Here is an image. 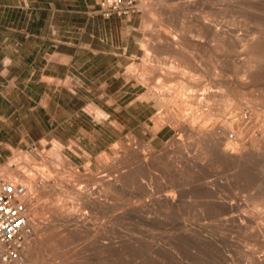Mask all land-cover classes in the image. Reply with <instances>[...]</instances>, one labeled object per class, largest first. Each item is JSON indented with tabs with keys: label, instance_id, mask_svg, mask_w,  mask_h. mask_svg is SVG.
Wrapping results in <instances>:
<instances>
[{
	"label": "rangeland",
	"instance_id": "obj_1",
	"mask_svg": "<svg viewBox=\"0 0 264 264\" xmlns=\"http://www.w3.org/2000/svg\"><path fill=\"white\" fill-rule=\"evenodd\" d=\"M254 1L264 3V0ZM97 3L98 0H0V173L12 181L13 178L5 175V171L8 168L17 171L20 163V176L24 177L23 175L26 173H31L35 178L33 180H36L35 185L38 191L36 194L44 193L40 196L34 194L32 203L27 205L30 234L26 239L32 240L25 239L24 249L26 250L23 249V255L31 261L28 263L23 257V261L16 264H101L102 262L104 264L106 261L108 264H153L155 261L157 264H161L162 262L153 258H158L159 254L163 253L167 256L163 254L162 256H165L163 259L160 256L163 262H166L164 264H254L253 262L256 261L257 264H264V240L256 234V226L264 223V207L262 206L264 204V158H262L264 151L261 149V146L264 149V126H261L264 119L262 117L264 116V100L262 99L264 98V84L259 81L248 90L239 86L240 92L235 89V85L238 88L240 81H246V77L243 75L246 74L247 69V51L241 45L235 46L232 43L223 45L224 43L209 34L205 27L217 16V9L220 11L217 22L221 21L225 26L231 24L229 26L239 28L237 31L242 38L248 34L249 30V34L254 35L253 37L257 39L262 30L264 31V7H254L255 16L247 19L244 0H239V3L237 1L235 8L232 7L233 11L231 6H228L230 4L228 0H140L141 11L139 13L105 18L100 14L93 13ZM161 3L163 4L161 5ZM225 11L226 14H224ZM229 15L230 19L227 18ZM234 16L236 17L234 18ZM257 17L261 19L263 25ZM195 27L198 30L201 28L202 31L196 30ZM163 30H166V33ZM153 34L154 36H152ZM157 35H160L161 38L155 39ZM150 37L154 44L151 42L152 39L149 40ZM160 40L166 44L161 46ZM170 42H174V44L170 45ZM218 42H221L220 46ZM174 45L180 48L175 47L176 49L173 48V51ZM156 46L160 49L159 51H156ZM165 46L168 50L162 51ZM221 46H224L225 50L221 49ZM217 47L221 50H217ZM181 51L184 53L182 54ZM259 54L255 52L252 57L254 61H249L254 64V69L261 73L264 68V61L261 60H264V56L262 58V55ZM209 59L211 61L208 63ZM177 65L181 67L177 68L178 70L175 68L178 67ZM185 65L188 66V69L184 68ZM182 68L183 72H181ZM128 71L130 74L135 73L134 76L131 75L133 77L129 78L126 75ZM146 72L149 78H145ZM238 72L241 74L238 75ZM172 74L183 80L178 78L175 81L177 78ZM232 74L235 76L233 77ZM236 75L237 78L239 76L240 81ZM159 76L163 79H158ZM169 76L171 79L167 78ZM228 76L232 79L227 80ZM142 78L145 79V82ZM154 78L159 80L156 81L157 84L153 83ZM174 78L175 80L172 81ZM196 79H198L197 84H195ZM193 80L194 83H192ZM139 81L144 84L142 85ZM146 81L150 83H146ZM228 82L230 85H227ZM53 83L59 89L64 88V90L62 94L49 98L45 92L47 86ZM145 83L148 84V88ZM158 84L162 90H159ZM203 84L205 87L207 86V89L202 86ZM184 86H187L184 88L186 91L183 90ZM228 86H232L231 89H235L237 92L234 94L235 91L233 92L231 89L229 91ZM253 88L258 91L255 92L252 90ZM175 89L180 92L184 91L183 93L178 92L182 97L176 93ZM251 90L256 93L254 94L259 99H255L253 93L250 94ZM154 91L156 96L151 93ZM166 91L169 97L166 95ZM231 91L232 93H230ZM168 92H173V95ZM259 92H262L261 95ZM186 94L187 96L190 94L191 97H186ZM157 96L159 99L156 98ZM176 98L179 101H174ZM167 100L170 101L167 103ZM172 100L178 105H175L176 103L174 104ZM180 100L182 101L180 102ZM194 100L196 104H199L195 105L194 103V106L192 104ZM254 100L263 102V105ZM183 101L188 102V105L186 103V106ZM204 101H207L210 106H207L206 102L203 103ZM211 101L216 102V105ZM246 101L247 104H245ZM172 104L177 107L174 108ZM182 107H185V110H182L183 113L181 112ZM200 108L202 109L200 110ZM179 109L180 112H177ZM97 110L102 111V117L98 115ZM206 110L210 111L208 112V114L210 113L209 117ZM184 111H188L185 112L187 115ZM224 112L228 116H218V113L221 115ZM248 112L252 113V116ZM170 113H175V115L179 113L177 114L179 117L188 118L189 120H187L191 124L196 123V118L198 122L196 124H203V122L216 124L218 121L219 123L216 125L219 127L223 126L222 122L223 124L225 122L226 124L244 122L243 127H247L257 121L255 123L261 127L250 130L247 135L249 139L247 136L245 139V147L248 159L261 151L263 152L260 154L261 157L259 154L257 155L262 158L263 167L253 166L251 170L243 171L236 165L218 159V154L208 150V146L197 140V135L175 130L170 125L161 126L158 121L161 120L163 123L166 115ZM195 113L198 114H196L197 117ZM257 113L258 116L261 115L262 120L260 116H257ZM189 114L190 117H186ZM241 115H244V118ZM255 115L256 117H254ZM216 116L218 119L219 117L223 118L219 119L221 122ZM249 117H252V122ZM208 118H211L210 122ZM160 127L163 128L160 129ZM223 127L219 130L221 131ZM152 129L156 132H152ZM252 132L253 134L250 135ZM195 139L200 142L199 145ZM253 139H255L254 142ZM252 142L258 143V146L254 144L252 147ZM188 143L191 145L190 147L187 145ZM259 144H261L260 147ZM201 145L204 147L202 148ZM128 146L130 147L127 149ZM117 147L119 148L116 149ZM195 148L198 149L195 150L196 152L201 151L198 153L199 155L195 153ZM254 148L256 151H253ZM201 149L207 150L206 153V150L203 151L206 155L202 153ZM171 150L172 153H168ZM249 152L253 153L249 154ZM167 153H171L170 156ZM208 154L209 156H207ZM205 156L208 157V160ZM104 157L108 158V161ZM202 158L204 159L201 160ZM124 163L127 164L123 166ZM211 164H214V168ZM216 169L218 173L215 171ZM47 180L49 181L47 182ZM58 184L60 185L57 186ZM208 188L218 191L220 199L217 201L222 202V206L212 208L205 205L204 200H207L205 196L208 195L206 194ZM52 193L53 196H51ZM195 193L197 196H194ZM42 198L43 200H40ZM250 198H252L251 201ZM190 199H192L191 202H189ZM52 201L59 202L56 204ZM199 201L202 203L199 204ZM39 204L40 207H37ZM65 204H68L67 207ZM31 205H36L35 209L46 205L47 209L43 206L37 214ZM59 207H63L65 210H61L62 208ZM73 207L76 208V211L73 210ZM126 207L127 209H125ZM43 208L44 210H42ZM246 208L251 210L248 211ZM59 209L63 212H59ZM216 209L221 212H216ZM48 210L50 214L47 212ZM244 211L247 214L243 215ZM41 212L45 214L43 213L42 216ZM237 212L239 215H246L245 217L251 219L255 226L252 222L248 224L245 219L237 221L234 216L237 215ZM68 215L73 216L67 218ZM38 217L41 220H38ZM223 218L224 220H222ZM36 219L38 223H33ZM70 226L71 231L68 229ZM59 228L60 230H58ZM247 231L251 237L248 236ZM251 231L252 233H250ZM59 232L61 233L59 234ZM253 233L257 239L252 235ZM139 239H144V241H139ZM255 245L259 249L258 251L254 250ZM48 246L52 250L49 251ZM261 248V253H259ZM236 249L240 251L243 249V251L237 252ZM52 251L53 255H51ZM62 251L65 255L61 254ZM56 253H60L62 257L59 256L60 254L56 257ZM252 254L254 256L250 257ZM31 255L38 256L39 259L34 260ZM242 256L252 262H248L247 258L241 259ZM257 256L259 259H255ZM134 257L137 259L136 262ZM143 258L146 261L144 259L143 262H138V259L142 261ZM98 260L99 262H97Z\"/></svg>",
	"mask_w": 264,
	"mask_h": 264
},
{
	"label": "bare ground",
	"instance_id": "obj_2",
	"mask_svg": "<svg viewBox=\"0 0 264 264\" xmlns=\"http://www.w3.org/2000/svg\"><path fill=\"white\" fill-rule=\"evenodd\" d=\"M172 1V0H171ZM176 1V0H175ZM229 1V5L228 6H231V8L233 7V8H235L234 6H235V3L238 1V3H239V0H228ZM161 2H163V1H161ZM171 3V2H170ZM159 4H160V2H159ZM163 3H161V5H162ZM237 4V3H236ZM244 4H245V8L246 9H244L245 10V14H246V16L248 17L247 19H251V18H253V16H255V14L256 13H254L255 11L253 10V8L254 7H259V6H261V7H264V3H262V2H257V1H254V0H244ZM177 5V4H176ZM223 6V5H222ZM149 7V6H148ZM220 7H221V5H220ZM242 7V6H241ZM240 7V8H241ZM257 7V8H258ZM232 8V11L234 10ZM173 9V8H172ZM227 9V8H226ZM237 9V8H236ZM239 9V8H238ZM243 9V8H242ZM256 9V8H255ZM221 10H223V9H221ZM228 10V9H227ZM257 10V9H256ZM151 12L152 11H154V10H150ZM237 11V10H236ZM149 12V11H148ZM150 12V13H151ZM220 11H218L217 9H216V17L212 20V21H210V22H208L207 24H206V30H207V32L209 33V34H211L212 36H214V37H216V38H219L224 44L223 45H226V44H229V43H232V44H234L235 46H239V45H241V46H243L244 47V49L247 51V55H248V62H246L247 63V66H246V74L245 75H243L244 77H246V81L245 82H243V81H240L238 78H239V76H238V78H237V75H236V78L241 82H237L239 85H238V88H237V86L235 85V89H239V86H242L241 88H243V87H245V89H251L252 88V86H254V84L255 83H259V81H262L263 82V84H264V68H262V70H263V72H257L255 69H254V64H251L250 63V61L249 60H253L252 59V57H253V54L255 53V52H258V54L259 55H262L261 57L263 58V56H264V31L262 30V32H261V30H260V32H261V35H260V37H257V39L255 38V37H253L251 34H249V30H248V34L246 35V36H244L243 38L240 36V34H238L239 32V28L238 29H236V28H233L232 26H229V25H231V24H229L228 26H225L223 23H221V21L220 22H217V19H218V13H219ZM244 12V11H243ZM243 12H242V14H243ZM154 13V12H153ZM159 13L161 14V12L159 11ZM212 13V12H211ZM227 12L225 11V13L224 14H226ZM148 14V13H147ZM155 14H156V12H155ZM155 14H154V16H155ZM207 14H208V12H207ZM221 14H223V13H221ZM245 14H243V15H245ZM264 14V13H263ZM150 15V14H149ZM153 15V14H152ZM209 15V14H208ZM239 15V14H238ZM241 15V14H240ZM258 15V14H257ZM256 15V16H257ZM212 16H214V15H212ZM264 16V15H263ZM150 17V16H149ZM236 16H234V18H235ZM239 17V16H238ZM259 17V16H258ZM257 17V18H258ZM148 18V17H147ZM152 18V17H151ZM227 18H229L230 19V15H229V17H227ZM262 18V17H261ZM154 19V18H153ZM153 19H152V21H153ZM158 18H156V20H157ZM226 19V18H225ZM232 19V18H231ZM237 19V18H236ZM239 19V18H238ZM254 19H255V17H254ZM259 19V18H258ZM257 19V21L259 22V20L261 21V19H259L258 20ZM164 20V19H163ZM174 20V19H173ZM173 20H172V22H173ZM200 20V19H199ZM241 20V19H240ZM240 20H238V21H240ZM264 20V19H263ZM148 21V20H147ZM147 21H146V23H147ZM158 21V20H157ZM245 21V20H244ZM154 22V21H153ZM159 22V21H158ZM172 22H171V24H172ZM203 22V21H202ZM201 23V22H200ZM199 23V24H200ZM239 23V22H238ZM247 23V22H246ZM255 23V22H254ZM257 23V22H256ZM255 23V24H256ZM261 24H262V21L260 22ZM264 23V22H263ZM150 24V23H149ZM163 24V23H162ZM161 24V25H162ZM167 24H168V22H167ZM170 24V25H171ZM254 24V25H255ZM161 25H160V27H161ZM165 25V24H164ZM173 25V24H172ZM171 25V26H172ZM234 25V24H233ZM249 25V24H248ZM263 25V24H262ZM159 26V25H158ZM163 26V25H162ZM174 26V25H173ZM199 26V25H198ZM197 26V27H198ZM264 26V25H263ZM160 27H159V30H160ZM166 27H169V26H166ZM178 27V26H177ZM197 27H195V29L196 30H198L197 29ZM204 27V28H205ZM232 27V28H231ZM157 28V27H156ZM162 28V27H161ZM170 28V27H169ZM192 28V27H191ZM254 28V27H253ZM163 29V28H162ZM259 29V28H258ZM158 30V31H159ZM171 30V29H170ZM170 30H168V31H170ZM199 30H201V28L199 29ZM198 30V31H199ZM238 30V31H237ZM148 31V30H147ZM162 31V30H161ZM164 31V30H163ZM192 31V30H191ZM190 31V32H191ZM197 31V32H198ZM202 31V30H201ZM200 31V32H201ZM153 32V31H152ZM165 33H166V30L164 31ZM187 32H188V30H187ZM186 32V33H187ZM200 32H198V33H200ZM154 33V32H153ZM157 33H159V32H157ZM164 33V34H165ZM174 33V32H173ZM177 33V32H176ZM185 33V34H186ZM161 34V33H160ZM169 34H171V33H169ZM191 34V33H190ZM166 35V34H165ZM167 35H168V33H167ZM174 35H175V33H174ZM177 35H178V33L176 34V38H177ZM201 35H203V34H201ZM257 35V34H256ZM151 36V35H150ZM152 36H154V34L152 35ZM168 36H170V35H168ZM191 36H192V34H191ZM194 36V35H193ZM243 36V35H242ZM157 38H161L160 37V35H157V37L155 36V39H157ZM170 38H171V36H170ZM172 38H174L173 36H172ZM152 38L150 37V39L149 40H151ZM175 39V38H174ZM174 39H173V41H174ZM178 39V38H177ZM195 39V38H194ZM202 39V38H201ZM165 40H168L167 38H165ZM153 41V39L151 40V42ZM169 41H170V39H169ZM169 41H167V42H169ZM195 41V40H194ZM198 41V40H197ZM157 42H159V41H157ZM160 42H162L161 43V46H162V44H166V43H163V41H161L160 40ZM196 42V41H195ZM212 42V41H211ZM228 42V43H227ZM153 43V42H152ZM171 43L172 42H170V45H171ZM176 43H177V40H176ZM219 43V42H218ZM221 43V42H220ZM220 43H219V46H220ZM154 44V43H153ZM160 44V43H159ZM172 44H174V42L172 43ZM179 44V43H178ZM177 44V45H178ZM198 44V43H197ZM213 44V43H212ZM156 45V44H155ZM196 45V44H195ZM158 46V45H157ZM156 46V47H157ZM160 46V47H161ZM166 46H168V45H166ZM166 46H165V48H164V50H162V51H166V50H168V49H166ZM171 47V46H170ZM176 47V45H174V47H172V50H173V48H175ZM211 47V46H210ZM158 48V47H157ZM156 48V51L158 50H160L159 48L157 49ZM169 48V47H168ZM176 48H180V47H176ZM175 48V49H176ZM185 48V47H184ZM192 48V47H191ZM212 48V47H211ZM221 49H223V50H225V48H224V46H221L220 47ZM242 48V47H241ZM148 49V48H147ZM166 49V50H165ZM171 49V48H170ZM169 49V50H170ZM198 49V48H197ZM221 49H218V47H217V50H221ZM153 50H155V49H153ZM172 50H170L171 51V53L174 55V53L172 52ZM178 50V49H177ZM180 50V49H179ZM239 50V49H238ZM237 50V51H238ZM174 51V50H173ZM191 51H193V50H191ZM236 51V52H237ZM243 51V50H242ZM182 52V51H181ZM232 52V51H231ZM241 52V51H240ZM245 52V51H244ZM165 53V52H164ZM170 53V54H171ZM176 53V52H175ZM177 53H178V51H177ZM176 53V54H177ZM180 53V52H179ZM184 52H182V54H183ZM188 53H189V51H188ZM193 53V52H192ZM225 53H227V52H225ZM234 53V52H233ZM238 53V52H237ZM162 54V53H161ZM172 54H171V56H172ZM195 54V53H194ZM228 54H230V52H228ZM232 54V53H231ZM246 54V53H245ZM166 55V54H165ZM170 56V55H169ZM179 56V55H178ZM183 56H185V55H183ZM195 56H197L196 54H195ZM238 56V55H237ZM256 56V55H255ZM174 57V56H173ZM187 58H188V56H186ZM240 57H241V55H240ZM259 57V56H258ZM258 57H256L257 59H258ZM185 58V57H184ZM207 58V57H206ZM242 58H243V56H242ZM255 58V57H254ZM262 58H260V59H262ZM189 59V58H188ZM194 59V58H193ZM202 59V58H201ZM257 59H255V60H257ZM151 60V59H150ZM169 60V59H168ZM176 60H178V59H176ZM184 60H186V59H184ZM190 60V59H189ZM188 60V61H189ZM195 60V59H194ZM241 60H243V59H241ZM166 61V60H165ZM173 61V60H172ZM211 60L209 59V61L207 60V62L209 63ZM230 61H232V60H230ZM237 61V60H236ZM254 61V60H253ZM252 61V62H253ZM259 61V60H258ZM261 61H264V60H261ZM261 61H259V62H261ZM205 62H206V60H205ZM160 63H162V62H160ZM174 63H175V61H174ZM174 63H173V65H174ZM179 63V62H178ZM185 63V62H184ZM189 64H190V62H188ZM245 63V64H246ZM250 63V64H249ZM145 64H146V62H145ZM165 64H167V63H165ZM169 65H170V63H168ZM172 64V63H171ZM187 64V63H186ZM188 64V65H189ZM237 64V63H236ZM147 65V64H146ZM163 65V64H162ZM172 65V66H173ZM176 65V64H175ZM211 65V64H210ZM214 65V64H213ZM256 65V64H255ZM137 66V65H136ZM164 66H166V65H164ZM178 66V65H177ZM181 66H182V64H181ZM194 66V65H193ZM192 66V67H193ZM197 66V65H196ZM238 66V65H237ZM138 67V66H137ZM147 68H148V66H146ZM146 67H144V68H146ZM180 66H178V67H175L176 68V70H178L177 68H179ZM187 68L188 66L187 65H185L184 66V68ZM215 67V66H214ZM143 68V69H144ZM172 68V67H171ZM181 68V67H180ZM197 68V67H196ZM142 69V68H141ZM140 69V70H141ZM154 69V68H153ZM156 70H158L157 68H155ZM164 69H166V68H164ZM188 69V68H187ZM228 69V68H227ZM132 70V69H131ZM139 70V69H138ZM139 70V71H140ZM182 70V71H181ZM180 71L181 72H183V68L181 69ZM198 70V69H197ZM215 70V69H214ZM231 70V69H230ZM229 70V71H230ZM238 70V69H237ZM258 70V69H257ZM130 71V70H129ZM127 72V74L126 75H128V77L129 78H131V77H133L134 76V74H130V72H132V71H130V72ZM147 71H149V70H147ZM170 71V70H169ZM171 71H173V70H171ZM179 71V72H180ZM190 71V70H189ZM134 72V71H133ZM161 72V71H160ZM129 73V74H128ZM147 73V72H146ZM152 73V72H151ZM159 73V72H158ZM215 73V72H214ZM235 73H237L236 72V70H235ZM243 73V72H242ZM141 74V73H140ZM161 74V73H160ZM181 74V73H180ZM196 74V73H195ZM198 74V73H197ZM207 74V73H206ZM227 74V73H226ZM239 74H241V72L239 73L238 72V75ZM131 75H133V76H131ZM139 75V74H138ZM150 75V74H149ZM152 75V74H151ZM167 76H168V74H166ZM183 75V74H182ZM136 76V75H135ZM140 76V75H139ZM139 76H137V77H139ZM144 76H146L145 78H149V76H148V73L146 74V75H144ZM148 76V77H147ZM153 76V75H152ZM164 76H165V74H164ZM170 76H171V74H170ZM167 77V78H170L171 79V77ZM172 76H173V74H172ZM177 76V75H176ZM176 76H173V77H176ZM184 76H185V74H184ZM205 76V75H204ZM203 76V77H204ZM225 76V75H224ZM232 76H233V74H232ZM231 76V77H232ZM235 76V75H234ZM233 76V77H234ZM242 76V75H241ZM141 77H143V76H141ZM140 77V78H141ZM221 78H222V75L220 76ZM226 77V76H225ZM127 78V77H126ZM153 78V77H152ZM159 78H162V77H158V79ZM166 77H164V79H165ZM167 78H166V80H167ZM177 79L175 80V78L174 79H172V81L173 80H175V81H177L178 80V78H180V77H176ZM215 78V77H214ZM217 78V77H216ZM240 78H242V77H240ZM263 78V79H262ZM138 79V78H137ZM143 79V81L145 82V79L144 78H142ZM151 79V78H150ZM150 79H148V81H151ZM155 80H154V84H157L156 83V81H157V79L156 78H154ZM163 79V78H162ZM182 78H180V80H181ZM184 79H186L185 77H184ZM189 79V78H188ZM227 79V78H226ZM229 79H232V78H229V76H228V79L227 80H229ZM234 79V78H233ZM244 79V78H243ZM128 81H130V79H127ZM136 80V79H135ZM147 80V79H146ZM153 80V79H152ZM183 80V79H182ZM197 80L198 79H196L195 81H196V83L195 84H197ZM216 80V79H215ZM159 81V80H158ZM157 81V82H158ZM186 81H189V80H186ZM194 80H193V82L192 83H194L195 82ZM201 81V80H200ZM140 82V81H139ZM167 82H169V81H167ZM191 82V81H190ZM204 82V81H203ZM216 82H218L217 80H216ZM230 82V81H229ZM228 82V84L227 85H230V83ZM262 82H260V83H262ZM67 83V82H66ZM141 83V82H140ZM146 83H150V82H147L146 81ZM145 83V84H146ZM164 83V82H163ZM166 83V82H165ZM178 83H179V81H178ZM182 83V82H181ZM180 83V84H181ZM189 83V82H188ZM200 83V82H199ZM198 83V85H200ZM202 83V82H201ZM234 84H236L235 82H233ZM142 85L144 84L143 82L141 83ZM153 84V85H154ZM160 84V83H159ZM159 84H158V87H159ZM205 85L207 84V83H204ZM204 84L202 85V86H204ZM209 84V83H208ZM215 84H218V83H215ZM153 85H152V87H153ZM182 85V84H181ZM185 85V84H184ZM193 85V84H192ZM231 85H233L232 83H231ZM146 87L148 86V84H146L145 85ZM150 86V85H149ZM160 86H161V84H160ZM167 86V85H166ZM169 86V85H168ZM209 86H210V84H209ZM258 86V85H257ZM144 87V86H143ZM155 87V86H154ZM158 87H157V92H158ZM162 87V86H161ZM173 87V86H172ZM191 87H193V86H191ZM205 87V86H204ZM207 87V86H206ZM205 87V88H206ZM218 87V86H217ZM216 87V88H217ZM231 87L232 86H228L227 88H229V91H230V89H231ZM148 88V87H147ZM150 88V87H149ZM166 88H168V87H166ZM184 88H187V86H184L183 87V90H185ZM189 88V87H188ZM199 88H202V87H199ZM219 88V87H218ZM240 88V89H241ZM170 89V88H169ZM171 89H173V88H171ZM178 89V88H177ZM177 89H175V90H177ZM180 89V88H179ZM194 89V88H193ZM202 89H204V88H202ZM207 89V88H206ZM208 89H210V88H208ZM235 89L233 90V89H231L233 92L235 91ZM150 90H151V88H150ZM159 90H162L160 87H159ZM174 90V89H173ZM188 90H190V88L188 89ZM247 90H246V92H247ZM252 90H254L255 91V89L253 88ZM251 90V91H252ZM152 91V90H151ZM172 91V90H171ZM181 91H182V89H181ZM186 91V90H185ZM193 91V90H192ZM197 91V90H196ZM208 91V90H207ZM211 91V90H210ZM222 91V90H221ZM232 91L230 92V93H232ZM239 91V90H238ZM258 90H256L255 92H257ZM264 91V90H263ZM262 91V92H263ZM146 92V91H145ZM150 92V91H149ZM178 92H180L179 90H177L176 91V93H178ZM184 92V91H183ZM183 92H180V93H183ZM198 92V91H197ZM237 91H235L234 92V94L236 93ZM240 92V91H239ZM242 92H243V90H242ZM255 92H250V94L251 93H255ZM261 92V93H262ZM151 93H153L154 95H155V91L154 92H151ZM169 94H171L172 93V95H173V92H168ZM175 93V94H176ZM180 93H178V95L180 94ZM187 93V92H186ZM248 93V92H247ZM260 93V92H259ZM261 93H260V95H261ZM264 93V92H263ZM152 94V95H153ZM185 94V93H184ZM183 94V95H184ZM198 94V93H197ZM213 94V93H212ZM218 94V93H217ZM226 94V93H225ZM234 94H232V95H234ZM238 94V93H237ZM256 94V93H255ZM255 94H254V96H255ZM166 95L168 96V94H167V91H166ZM178 95H175V96H178ZM182 95V94H181ZM231 95V96H232ZM241 95H243V94H241ZM259 95V96H260ZM156 96V95H155ZM154 96V97H155ZM161 96H163L162 94H161ZM171 96V95H170ZM180 96V95H179ZM185 96V95H184ZM188 96H190L191 97V95L189 94ZM187 96V94H186V97H188ZM208 96V95H207ZM234 96H236V95H234ZM142 97H144V95H142ZM169 97V96H168ZM174 97V96H173ZM180 97H182V96H180ZM189 97V98H190ZM193 97V96H192ZM242 97H244V96H242ZM156 98H158L159 99V96H157ZM163 98H164V96H163ZM167 98V97H166ZM179 98V97H178ZM178 98H176V100H174V101H179V100H177ZM206 98V97H205ZM248 98V97H247ZM246 98V99H247ZM251 98V97H250ZM253 98V97H252ZM260 98H262V97H260ZM161 99H162V97H161ZM172 99V98H171ZM170 99V100H171ZM179 99H181V98H179ZM186 99V98H185ZM184 99V100H185ZM200 99V98H199ZM198 99V100H199ZM255 99H259V97H257L256 98V96H255ZM263 100H264V98H262ZM164 100H166V99H164ZM169 100V101H170ZM183 100V99H182ZM182 100H180V102L182 101ZM196 100V99H195ZM194 100V102L192 103L193 105H194V103L196 102ZM249 100V99H248ZM136 101V100H135ZM160 101V100H159ZM162 101V100H161ZM168 100H167V103L169 102ZM173 101V100H172ZM173 101V102H174ZM187 101V100H186ZM190 101V100H189ZM193 101V100H192ZM232 101V100H231ZM234 101V100H233ZM254 101H258V100H254ZM260 101H261V99H260ZM260 101H258L257 103H259ZM155 102H157V101H155ZM154 102V103H155ZM163 102V101H162ZM166 102V101H165ZM180 102H179V104H180ZM184 103H185V101H183ZM207 103V106H210L209 104H208V102L207 101H204L203 103ZM211 102H213L214 103V101H211ZM210 102V103H211ZM237 102V101H236ZM238 102H239V100H238ZM237 102V103H238ZM242 102H244L243 100H242ZM241 102V103H242ZM252 102H253V100H252ZM264 102V101H263ZM263 102H260L261 104L263 103ZM164 103V102H163ZM162 103V104H163ZM172 103V102H171ZM176 102H174V104H175ZM187 103V105H188V102H186ZM186 103H185V105H186ZM198 103V102H197ZM202 103V102H201ZM200 103V104H201ZM218 103V102H217ZM222 103H223V101H222ZM249 103H250V101H249ZM259 103V104H260ZM134 104H135V102H134ZM158 104V103H157ZM174 104H172V105H174ZM199 104V103H198ZM198 104H196L195 103V105H198ZM212 104V103H211ZM215 105H216V102L214 103ZM224 104V103H223ZM222 104V106L224 107V105ZM245 104H247V101L245 102ZM264 104V103H263ZM262 104V105H263ZM156 105V104H155ZM171 105V106H172ZM175 105H178L177 103L175 104ZM173 106L174 108H176L177 106ZM181 106H182V104H180ZM186 105V106H187ZM193 105H191V106H193ZM194 105V106H195ZM235 105V104H234ZM148 106V105H147ZM153 106V105H152ZM206 106V105H205ZM206 106V107H207ZM226 107H227V105H225ZM251 107H253L252 105H250ZM258 106V105H257ZM157 107V106H156ZM225 107V108H226ZM237 107H239V106H237ZM256 107V106H255ZM162 108V107H161ZM164 108V107H163ZM183 108V107H182ZM185 108V107H184ZM181 109V112H182V110H185V109ZM216 108V107H215ZM230 108V107H229ZM166 110H167V108H165ZM164 109V110H165ZM169 109V108H168ZM170 109H172V108H170ZM202 108H200V110H201ZM163 110V111H164ZM175 110V109H174ZM191 110V109H190ZM190 110H188V111H190ZM238 110V109H237ZM91 111V110H90ZM95 112H96V110H94ZM169 111H172V110H169ZM188 111H184V113L185 112H188ZM193 111V110H192ZM207 111V114H208V112H210V111H208V110H206ZM235 111V110H234ZM241 111V110H240ZM250 111V110H249ZM172 112H174V111H172ZM175 112H176V110H175ZM177 112H180V109H179V111H177ZM201 112V111H200ZM211 112H213L212 110H211ZM230 112V111H229ZM97 113H98V115L99 116H101L103 113H102V111H99V110H97ZM162 113H164V112H162ZM169 113V112H168ZM183 113V112H182ZM204 113H205V111H204ZM236 113H238V112H236ZM249 113V112H248ZM253 113H254V111H253ZM107 114V113H106ZM158 114V113H157ZM161 114V113H160ZM165 114V113H164ZM177 114H179V113H177ZM175 115V113L174 114H172V113H170V114H168V115H166V118L164 119V121H163V123H161V120L160 121H158V123L161 125V126H165V125H170V127L172 126V127H174L175 128V130H178V131H181V132H184V133H186V134H195V135H197V137L196 138H198L197 140H199L201 143H203L204 145H206V146H208V150H210V151H214V152H216L217 154H218V156H219V158L218 159H222V160H224V161H226L227 163H231V164H233V165H236V166H238V167H240L241 169H243V171L245 170V171H247V170H251V168L253 167V166H261V167H263V165H262V158H264V156L262 157V158H260L261 157V155L260 154H262L263 152L261 151V153H258V151H257V153L260 155V157H258L257 155V153L256 152H254L255 154H257V155H253V157L252 158H250V159H248V157H247V153H246V147H245V139H247L248 138V136L247 135H249L248 133L250 132V130H255L256 128H258V127H261V126H264V119L262 118V117H264V116H262L261 117V115H259L261 118V120L263 119V124H261V126L260 125H258V123H255V122H257V121H254V123L251 125V126H247V127H243V125H244V122H229V123H227L226 124V122L224 123V124H226L225 126H224V124H223V122H222V125L224 126H221V127H223V129L220 131L219 130V128L221 129V127H219L218 125H216L217 123H219L218 121H217V123L216 124H207V122L206 123H204L203 122V124H196V123H198L197 122V116H196V114L197 113H195V118H196V123L195 124H191V122L189 123L188 122V118H181V117H179L178 115ZM186 114V113H185ZM210 114V113H209ZM209 114H208V117H209ZM212 114V113H211ZM231 114V113H230ZM240 114V113H239ZM238 114V115H239ZM250 114V113H249ZM252 114V113H251ZM250 114V116H252ZM256 114V113H255ZM94 115V114H93ZM97 115V114H96ZM187 115V114H186ZM198 115V114H197ZM215 115V114H214ZM217 115V114H216ZM223 115H225V112L224 113H221V115H219V113H218V116H220V117H223ZM227 115V114H226ZM225 115V116H226ZM244 115H245V113H244ZM244 115L242 116L243 118H244ZM254 115V114H253ZM163 116V115H162ZM181 116V115H180ZM183 116V115H182ZM191 116H193V115H191ZM204 116V115H203ZM228 116V115H227ZM257 116H258V113H257ZM258 116V117H259ZM102 117V116H101ZM186 117H190V114H189V116H186ZM206 117V116H205ZM219 117V119H221ZM230 117H232V116H230ZM235 117V116H234ZM247 117V116H246ZM254 117H256V115L254 116ZM257 117V118H258ZM192 118V117H191ZM195 118H194V120H195ZM200 118V117H199ZM201 118H203V117H201ZM207 118V117H206ZM212 118V117H211ZM211 118L209 119V122L211 121ZM216 118L218 119V117L216 116ZM249 118H251L250 120H251V122H252V117H249ZM96 119V118H95ZM188 119V120H187ZM213 119V118H212ZM216 119V120H217ZM218 119V120H219ZM223 119V118H222ZM221 119V120H222ZM248 119V118H247ZM102 120V119H101ZM191 120H193V118L191 119ZM200 120V119H199ZM214 120V119H213ZM225 120V119H224ZM255 120V119H254ZM256 120H259V119H256ZM202 121V120H201ZM220 121V120H219ZM240 121H241V119H240ZM248 121V120H247ZM246 121V122H247ZM99 122H101V121H99ZM154 122V121H153ZM200 122V121H199ZM216 122V121H215ZM221 122V121H220ZM228 122V121H227ZM249 122V121H248ZM116 123V122H115ZM146 125V124H145ZM249 125V124H248ZM219 128H218V127ZM163 127H160V129L161 128H163ZM154 128V127H153ZM158 128V127H157ZM159 129V128H158ZM152 132H156V131H153V129H152ZM255 133V132H254ZM263 133V132H262ZM251 134H253V132L252 133H250V135ZM134 135V134H133ZM130 136V135H129ZM156 136V135H155ZM246 136H247V138H246ZM254 136V135H253ZM258 136V135H257ZM135 137V136H134ZM136 139H137V137H135ZM134 138V139H135ZM175 138H176V136H175ZM174 139V138H173ZM172 139V140H173ZM194 139V138H193ZM249 139V138H248ZM133 140V139H132ZM196 140V139H195ZM197 140H196V142H197ZM254 140L255 139H253V142H254ZM131 141V140H130ZM129 141V142H130ZM187 141V140H186ZM191 141V140H190ZM194 141V140H193ZM250 141V140H249ZM259 141H260V139H259ZM262 141V140H261ZM195 142V143H196ZM200 142H197L198 143V145H199V143ZM252 142V144L251 145H253L252 147H254V144L256 143V141H255V143H253ZM250 143H251V141H250ZM261 143V142H260ZM130 144V143H129ZM132 144V143H131ZM166 144H168V143H166ZM194 144V143H193ZM171 145V144H170ZM177 145H181V144H177ZM187 145H189V143L187 144ZM197 145V146H198ZM250 145V146H251ZM260 145L261 144H259V147H260ZM137 146V145H136ZM135 146V147H136ZM167 146V145H166ZM191 145H189V147H190ZM202 146V145H201ZM255 146H258V143L257 144H255ZM130 146H128L127 147V149L129 148ZM134 147V148H135ZM188 147V148H189ZM194 147H195V145H194ZM204 146H202V148H203ZM251 147V148H252ZM258 147V148H259ZM119 147H117L116 149H118ZM138 148V147H137ZM164 148H165V146H164ZM167 148V147H166ZM198 148V147H197ZM197 148H195L194 149V151L197 149ZM201 148V147H200ZM206 148V147H205ZM250 148V149H251ZM192 149H193V145H192ZM199 149V148H198ZM197 149V150H198ZM255 149V148H254ZM256 149H257V147H256ZM256 149L255 150H253V151H256ZM261 149L264 151V149H263V147L261 146ZM202 150V149H201ZM206 149H204V150H202V153H203V151H205ZM252 150V149H251ZM258 150V149H257ZM164 151V150H163ZM260 151V150H259ZM169 152H171L172 153V150L171 151H168V153ZM201 152V151H200ZM200 152H196L195 151V153H197V155H199L198 153H200ZM207 152V150L205 151V153ZM167 153V154H168ZM170 153V154H171ZM191 153H193V151H191ZM209 153V152H208ZM251 152H249V154H250ZM253 153V152H252ZM251 153V154H252ZM142 154V153H141ZM159 154V153H158ZM170 154H168L169 156H170ZM204 154V153H203ZM211 154V153H210ZM248 154V155H249ZM264 154V153H263ZM26 155V154H25ZM25 155H23L24 157H26ZM28 155V154H27ZM57 155V154H56ZM196 155V154H195ZM204 155H206V154H204ZM19 156H21V155H19ZM22 156V157H23ZM207 156H209V154L207 155ZM251 156V155H250ZM161 157V156H160ZM206 157V156H205ZM204 157V158H205ZM211 157V156H210ZM27 158H28V156H27ZM26 158V159H27ZM105 158V157H104ZM146 158V157H145ZM173 158V157H172ZM198 158V157H197ZM200 158V157H199ZM204 158H202L201 160H203ZM17 159V158H16ZM19 159V158H18ZM65 159V158H64ZM105 159H107V161H108V158H105ZM117 159V158H116ZM20 160H21V157H20ZM23 160V159H22ZM50 160V159H49ZM121 160V159H120ZM206 160H208V157H206ZM212 160V159H211ZM25 161V160H24ZM24 161H23V164H24ZM61 161V160H60ZM70 161V160H69ZM174 161H176V160H174ZM213 161V160H212ZM216 161H217V158H216ZM119 162V161H118ZM182 163V162H181ZM213 163H215V162H213ZM29 164V163H28ZM106 164V163H105ZM113 164H115V163H113ZM125 164H127V163H124L123 164V166L125 165ZM130 164V163H129ZM207 164H210V163H207ZM116 165V164H115ZM213 165L214 164H211V166L213 167ZM215 165H216V163H215ZM20 163L18 164V169H17V171H15V170H12V169H7V171H5V175H9L10 177H12L11 179H12V182H14V183H21L22 185H24L25 186V188H26V194L24 195V197H23V201L26 203V205H30L31 203H32V201H33V198H34V194H36V183H35V181L33 180V179H35V178H33V176L31 175V173H29L28 172V174L26 173V175H23L24 177H21L20 176V174H19V170L21 169L20 167ZM121 166V165H120ZM206 166V165H205ZM216 166H218V164L216 165ZM215 166V167H216ZM35 167V166H34ZM119 167V166H118ZM148 167V166H147ZM157 167V166H156ZM185 167V166H184ZM230 167V166H229ZM22 168H24V167H22ZM117 168V167H116ZM138 168V167H137ZM146 168V167H145ZM175 168V167H174ZM209 168V167H208ZM214 168V167H213ZM25 170V169H24ZM117 170V169H116ZM171 170H173V169H171ZM201 170V169H200ZM219 170V169H218ZM189 171H191V170H189ZM197 171V170H196ZM211 171H212V169H211ZM215 171H217V169L215 170ZM25 172H27V171H25ZM40 172V171H39ZM64 172V171H63ZM110 172V171H109ZM198 172V171H197ZM216 173V172H215ZM217 173H218V171H217ZM25 174V173H24ZM40 174V173H39ZM166 174V173H165ZM184 174V173H183ZM186 174V173H185ZM189 175H190V173H188ZM201 174V173H200ZM263 174V173H262ZM2 175V174H1ZM61 175V174H60ZM205 175V174H204ZM218 175V174H217ZM230 175V174H229ZM228 175V176H229ZM240 175V174H239ZM3 177H4V175H2ZM41 176V175H40ZM246 176H248L247 174H246ZM254 175H252V177H253ZM146 177V176H145ZM150 177V176H149ZM202 177H204V176H202ZM227 177V176H226ZM248 177H250V176H248ZM255 177V176H254ZM259 178H260V176H258ZM263 177V176H262ZM5 179H7L6 177H4ZM201 178V177H200ZM217 178V177H216ZM215 178V179H216ZM246 178V177H245ZM177 179V178H176ZM206 179V178H205ZM204 179V180H205ZM224 179H226V178H224ZM241 179V178H240ZM8 180V179H7ZM74 180V179H73ZM72 180V181H73ZM178 180V179H177ZM216 180H218V178L216 179ZM227 180V179H226ZM233 180V179H232ZM248 180V179H247ZM49 180H47V182H48ZM215 181V180H214ZM228 181V180H227ZM234 181V180H233ZM251 181V180H250ZM74 182V181H73ZM242 182V181H241ZM138 183V182H137ZM206 183V182H205ZM236 183V182H235ZM251 183H252V181H251ZM49 184H50V182H49ZM61 184V183H60ZM60 184H58L57 186H59ZM75 184V183H74ZM242 185V184H241ZM261 185V184H260ZM71 186V185H70ZM83 186V185H82ZM201 186V185H200ZM199 186V187H200ZM244 186V185H243ZM259 186V185H258ZM39 187V186H38ZM37 187V188H38ZM61 187V186H60ZM65 187V186H64ZM76 187V186H75ZM125 187V186H124ZM220 187H222V186H220ZM250 187V186H249ZM253 187V186H252ZM147 188V187H146ZM263 188V187H262ZM50 189V188H49ZM48 189V190H49ZM60 189H62V188H60ZM64 189H66V188H64ZM69 189V188H68ZM126 189V188H125ZM183 189V188H182ZM181 189V190H182ZM186 189V188H185ZM192 189V188H191ZM250 189V188H249ZM259 189H261L260 187H259ZM42 190V189H41ZM72 190V189H71ZM162 190V189H161ZM180 190V191H181ZM263 190H264V188H263ZM56 191V190H55ZM70 191V190H69ZM73 191V190H72ZM80 191V190H79ZM156 191V190H155ZM154 191V192H155ZM261 191V190H260ZM38 192V191H37ZM45 192V191H44ZM57 192V191H56ZM68 192V191H67ZM160 192V191H159ZM230 192V191H229ZM250 192V191H249ZM249 192H246L247 194H249ZM252 192V191H251ZM263 192V191H262ZM61 193V192H60ZM59 193V194H60ZM80 193V192H79ZM161 193V192H160ZM186 193V192H185ZM184 193V194H185ZM44 193L43 192H40V193H37L36 195H38V196H40V195H43ZM50 194V193H49ZM58 194V193H57ZM63 194V193H62ZM61 194V195H62ZM65 194H67V193H65ZM196 194V193H195ZM194 194V196H197V194L195 195ZM206 194H208V195H206L205 196V198H207V200H204L205 201V205L206 206H208V207H212V208H214L215 206H222L223 204H221L222 202H218L217 201V199H220L219 197H218V191L217 190H215V189H213V188H208L207 189V193ZM221 194V193H220ZM252 194V193H251ZM56 194L54 193V196H55ZM61 195H59V196H61ZM68 195H70L69 193H68ZM223 195V194H222ZM225 195H227V194H225ZM254 195V194H253ZM51 196H53V193H52V195ZM123 196V195H122ZM146 196V195H145ZM258 196V195H257ZM42 197V196H41ZM40 197V198H41ZM58 197V196H57ZM64 197V196H63ZM231 197H233V196H231ZM254 197H256V196H254ZM39 198V197H38ZM56 198V197H55ZM59 199H60V197H58ZM57 198V199H58ZM66 198H69V197H66ZM122 198V197H121ZM142 198V197H141ZM159 198V197H158ZM63 199V198H62ZM71 199H72V197H71ZM147 199V198H146ZM40 200H43V198L42 199H40ZM39 200V201H40ZM50 200V199H49ZM53 200V199H52ZM68 200V199H67ZM74 200V199H73ZM134 200V199H133ZM191 200L192 199H190V201L189 202H191ZM199 200H201V199H199ZM214 200H216V201H214ZM228 200V199H227ZM231 200H233V199H231ZM252 200V198H250V201ZM255 200V199H254ZM75 201V200H74ZM81 201V200H80ZM184 201H185V199H184ZM202 201V200H201ZM204 201H202V202H204ZM35 202V201H34ZM54 201H52V203H53ZM59 202V201H58ZM57 202V203H58ZM121 202V201H120ZM119 202V203H120ZM132 202H135V201H132ZM202 202H198L199 204L200 203H202ZM50 203H51V201H50ZM54 203H56V202H54ZM56 203V204H57ZM82 203H84V202H82ZM121 203H123V202H121ZM120 203V204H121ZM256 203V202H255ZM259 203V202H258ZM34 204V203H33ZM37 204V203H36ZM45 204V203H44ZM64 204V203H63ZM119 204V205H120ZM127 204V203H126ZM131 204V203H130ZM137 204V203H136ZM195 204H196V202H195ZM225 204V203H224ZM244 204V203H243ZM263 204V203H262ZM68 205V204H67ZM67 205L65 204V206L67 207ZM117 205V204H116ZM128 205V204H127ZM202 205V204H201ZM248 205V204H247ZM253 205V204H252ZM251 205V206H252ZM258 205V204H257ZM32 207H36V205H31ZM30 206V207H31ZM40 207V204L39 205H37V207ZM45 208L47 207L46 205H43ZM42 206V207H43ZM60 206H61V203H60ZM126 206V205H125ZM138 206V205H137ZM187 206V205H186ZM249 206H250V204H249ZM263 207H264V204L262 205ZM32 207H31V210H33L32 209ZM35 207H34V209H35ZM41 207V208H42ZM128 207V206H127ZM127 207L125 208V209H127ZM143 208H144V206H142ZM146 207V206H145ZM204 207V206H203ZM233 207V206H232ZM261 207V206H260ZM260 207H258V208H260ZM41 208H37V209H35V210H33V211H35V212H37V214H38V212H39V210H41ZM57 208H58V205H57ZM61 210H65V209H63V207H59ZM72 208V207H71ZM238 208V207H237ZM255 208V207H254ZM30 209V208H29ZM47 209V208H46ZM48 209H50V208H48ZM59 209V212L61 211ZM75 209V211H76V208H74L73 207V210ZM78 209H80V208H78ZM120 209V208H119ZM238 209H240V208H238ZM246 209H248V208H246ZM246 209H245V211H246ZM250 209V208H249ZM248 209V211H250ZM256 210H257V208H255ZM255 209H254V211H255ZM261 209V208H260ZM264 209V208H263ZM42 210H44V208L42 209ZM70 210V209H69ZM144 210V209H143ZM253 210V209H252ZM33 211H31L32 213H33ZM106 211H108V210H106ZM165 211V210H164ZM211 211V210H210ZM244 211V213H242L243 215L244 214H247V212H245ZM27 212H29L28 210H27ZM48 213H49V210L47 211ZM61 212H63V211H61ZM105 212V211H104ZM109 212V211H108ZM159 212V211H158ZM216 212H218V213H220L221 212V210H219V209H216ZM257 212V211H256ZM262 212V211H261ZM260 212V213H261ZM42 213V212H41ZM44 213V212H43ZM43 213L41 214L42 216H43ZM68 213V212H67ZM69 213H70V211H69ZM72 213V212H71ZM77 213V212H76ZM107 213V212H106ZM250 213V212H249ZM35 214V213H34ZM45 214V213H44ZM50 214V213H49ZM64 214V213H63ZM74 214H75V212H74ZM73 214V215H74ZM167 214V213H166ZM214 214H215V209H214ZM234 214V213H233ZM232 214V215H233ZM236 214V213H235ZM242 214H238V212H237V215H234V216H236L235 218L237 219V221L238 220H240V219H245L246 221H247V223L248 224H250L251 222L253 223V221H251V219H248V218H246L245 216H243ZM253 214V213H252ZM255 214V213H254ZM47 215V214H46ZM73 215H68L67 216V218H71ZM77 215V214H76ZM170 215V214H169ZM221 215V214H220ZM33 216V215H32ZM39 216V215H38ZM45 216V215H44ZM58 216V215H57ZM80 216V215H79ZM151 216V215H150ZM249 216V215H248ZM253 216V215H252ZM47 217V216H46ZM198 217V216H197ZM220 217H222V216H220ZM49 218V217H48ZM66 218V217H65ZM76 218V217H75ZM261 218V217H260ZM43 219V218H42ZM59 219V218H58ZM195 219V218H194ZM233 219H234V217H233ZM33 220V219H32ZM38 220H41V218L39 219V217H38ZM45 220V219H44ZM84 220V219H83ZM102 220H104V219H102ZM216 220V219H215ZM217 220H219V219H217ZM221 220V219H220ZM222 220H224V218L222 219ZM235 220V219H234ZM106 221V220H105ZM35 222H37V219H36V221L34 220V222L33 223H35ZM76 222V221H75ZM219 222V221H218ZM217 222V223H218ZM223 222V221H222ZM29 223H30V221H29ZM38 223V222H37ZM70 223V222H69ZM73 223V222H72ZM77 223V222H76ZM104 223V222H103ZM208 223H209V221H208ZM211 223V222H210ZM68 224V223H67ZM104 224H106V223H104ZM221 224V223H220ZM232 224V223H231ZM40 225V224H39ZM39 225H38V227H39ZM43 225V224H42ZM77 225V224H76ZM79 225V224H78ZM77 225V226H78ZM216 225H218V224H216ZM252 225V224H251ZM253 225L255 226V224L253 223ZM58 226V225H57ZM56 226V227H57ZM118 226H119V224H118ZM121 226V225H120ZM253 226V227H254ZM41 227V226H40ZM53 227V226H52ZM59 227V226H58ZM61 227V226H60ZM74 227V226H73ZM257 227V236L259 235L260 236V238H263V240H264V223L262 224V225H260V226H256ZM75 228V227H74ZM78 228V227H77ZM117 228V227H116ZM119 228V227H118ZM126 228V227H125ZM128 229H130L129 227H127ZM64 229V228H63ZM68 229H70V231H71V226L68 228ZM185 229V228H184ZM251 229H252V227H251ZM250 229V230H251ZM254 229V228H253ZM48 230V229H47ZM58 230H60V228L58 229ZM74 230V229H73ZM76 230H78V229H76ZM187 230V229H186ZM189 230V232H190V229H188ZM249 230V231H250ZM35 231V230H34ZM50 231V230H49ZM75 231V230H74ZM215 231H217L216 229H215ZM219 231V230H218ZM246 231V230H245ZM249 231H247V234H248V232ZM57 232V231H56ZM64 232H66L65 230H64ZM69 232V231H68ZM121 232V231H120ZM130 232V231H129ZM188 232V231H187ZM254 233H255V229H254V231H253ZM43 233V232H42ZM45 233V232H44ZM52 233V232H51ZM58 233V232H57ZM61 232H59V234H60ZM134 233V232H133ZM195 233V232H194ZM194 233H193V235H194ZM226 233V232H225ZM250 233H252V231L250 232ZM254 233L252 234L253 236H254ZM54 234V233H53ZM67 234V233H66ZM70 234V233H69ZM68 234V235H69ZM247 234H246V236H247ZM56 235V234H55ZM67 235V236H68ZM95 235V234H94ZM127 235V234H126ZM195 235H197L196 233H195ZM70 236V235H69ZM128 236V235H127ZM248 236H250L251 237V235L250 234H248ZM247 236V237H248ZM62 237V236H61ZM123 237H124V235H123ZM196 237H198V236H196ZM255 238H256V236H254ZM41 238V237H40ZM65 238V237H64ZM67 238H70V237H67ZM162 238V237H161ZM259 238V237H258ZM127 239V238H126ZM257 239V238H256ZM26 240H32V239H26ZM141 239H139V241H140ZM171 240V239H170ZM259 240V239H258ZM35 241V240H34ZM59 241V240H58ZM69 241H70V239H69ZM131 241V240H130ZM138 240H137V242H139ZM141 241H144V239H142ZM255 241V240H254ZM30 242V241H29ZM133 242H135V241H133ZM136 242V243H137ZM248 242V241H247ZM52 243V242H51ZM54 243V242H53ZM62 243H65V242H62ZM131 243V242H130ZM255 243V242H254ZM253 243V244H254ZM34 244V243H33ZM129 244V243H128ZM151 244H153V243H151ZM35 245V244H34ZM50 245V244H49ZM53 245V244H52ZM56 245V244H55ZM137 245V244H136ZM147 246L149 245V244H146ZM32 246V245H31ZM45 246V245H44ZM111 246H113V245H111ZM150 246V245H149ZM153 246H154V244H153ZM246 246V245H245ZM257 245H255V249L254 250H259V249H257V247H256ZM114 247V246H113ZM152 247V246H151ZM46 248H47V246H46ZM150 248V247H149ZM148 248V249H149ZM153 248V247H152ZM155 249H156V245H155V247H154ZM153 248V249H154ZM246 248H247V246H246ZM259 248V247H258ZM48 249H49V251L50 250H52V249H50L49 248V246H48ZM54 249V248H53ZM67 249V248H66ZM152 249V250H153ZM154 249V250H155ZM160 249V248H159ZM240 249V248H239ZM24 250H26V249H24ZM60 250V249H59ZM58 250V251H59ZM62 250V249H61ZM64 250V249H63ZM68 250V249H67ZM153 250V251H154ZM245 250V249H244ZM254 250H252V251H254ZM261 250H262V248L260 249V252L259 253H261ZM28 251V250H27ZM31 250H30V248H29V252H30ZM54 251V250H53ZM53 251H52V254L51 255H53ZM131 251V250H130ZM184 251V250H183ZM236 251L238 252V251H240V250H237L236 249ZM243 251V249L240 251V252H242ZM246 251V250H245ZM244 251V252H245ZM251 251V252H252ZM41 252V251H40ZM60 252V251H59ZM63 252V251H62ZM64 252H65V250H64ZM61 253L62 255L64 254L65 255V253ZM129 252V251H128ZM132 252V251H131ZM133 252H135V251H133ZM68 253H70V252H68ZM141 253V252H140ZM152 253V252H151ZM160 253V252H159ZM158 253V254H159ZM246 253V252H245ZM57 254V253H56ZM58 254H60V253H58ZM58 254H57V256L56 257H58ZM59 255L60 257H62V255ZM152 254H154V253H152ZM163 254H165V253H163ZM163 254H159L160 256H162ZM242 254H244V253H241V255ZM38 255V254H37ZM54 255H55V253H54ZM133 255V254H132ZM245 255V254H244ZM256 255V254H255ZM71 256V255H70ZM74 256V255H73ZM134 256V255H133ZM160 256L158 257V258H153V259H158L159 261L158 262H162L161 264H164V262H163V258L166 256V254H165V256H162V259L160 258ZM238 256V255H237ZM239 256H240V254H239ZM246 256V255H245ZM254 255L252 254V256H250V257H253ZM23 257L27 260V262L28 261H31L30 259H28V257H26V256H24L23 255ZM43 257V256H42ZM148 257V256H147ZM146 257V258H147ZM151 257V259H152V255L150 256ZM157 257V256H156ZM167 257V256H166ZM249 257V258H250ZM23 258V259H24ZM31 258L32 259H34V260H38L39 258H38V256H35V255H31ZM52 258H54V257H52ZM241 259H245V258H247V257H244V256H242V257H240ZM259 259V257L257 256L255 259ZM55 259V258H54ZM115 259V258H114ZM129 259V258H128ZM133 259H135V257L133 258ZM144 259L145 258H143V260L142 261H140L139 259H138V262H143L144 261ZM204 259V258H203ZM248 259V258H247ZM246 259V260H247ZM253 259V258H252ZM251 259V260H252ZM68 260H69V258H68ZM107 260V259H106ZM112 260V259H111ZM136 260L137 259H135L134 261L136 262ZM148 260V259H147ZM162 260V261H161ZM166 260V259H165ZM171 260H173V259H171ZM44 261V260H43ZM66 261H67V259H66ZM132 261V260H131ZM145 261H146V259H145ZM151 261V260H150ZM174 261V260H173ZM253 261H255V260H253ZM26 262V261H25ZM33 262V261H32ZM37 262H39V261H37ZM36 262V263H37ZM64 262V261H63ZM68 262V261H67ZM97 262H99V260L97 261ZM152 262H153V260H152ZM248 262H252V261H250L249 259H248ZM257 262V261H256ZM256 262H253L254 264L256 263ZM263 262V261H262ZM29 263V262H28ZM51 263V262H50ZM62 263V262H61ZM101 263V262H100ZM105 263H107V261L105 262ZM104 263V264H105ZM147 263V262H146ZM154 263H156V261L155 262H153V264ZM166 263V262H165ZM0 264H5V263H3L1 260H0ZM16 264V263H15ZM26 264V263H25ZM34 264V263H33ZM37 264H39V263H37ZM78 264V263H77ZM80 264V263H79ZM91 264V263H90ZM98 264V263H97ZM101 264H103V262L101 263ZM108 264V263H107ZM110 264V263H109ZM133 264V263H132ZM136 264H138V263H136ZM148 264V263H147ZM150 264H152V263H150ZM157 264V263H156ZM257 264V263H256Z\"/></svg>",
	"mask_w": 264,
	"mask_h": 264
},
{
	"label": "built area",
	"instance_id": "obj_3",
	"mask_svg": "<svg viewBox=\"0 0 264 264\" xmlns=\"http://www.w3.org/2000/svg\"><path fill=\"white\" fill-rule=\"evenodd\" d=\"M141 11L140 0H98L93 13L105 18L130 16ZM26 188L0 173V260L5 264L23 261L25 239L30 234Z\"/></svg>",
	"mask_w": 264,
	"mask_h": 264
},
{
	"label": "crops",
	"instance_id": "obj_4",
	"mask_svg": "<svg viewBox=\"0 0 264 264\" xmlns=\"http://www.w3.org/2000/svg\"><path fill=\"white\" fill-rule=\"evenodd\" d=\"M47 68V67H46ZM64 90V88L63 89H59L58 88V86H56V84H49L48 86H47V90H46V92H45V94L47 95V96H49V98H51V97H54V96H57V95H60V94H62V91ZM4 118V117H3ZM5 119V118H4Z\"/></svg>",
	"mask_w": 264,
	"mask_h": 264
}]
</instances>
